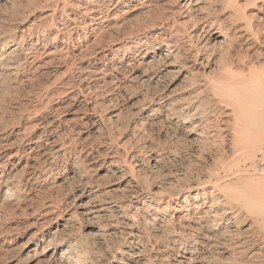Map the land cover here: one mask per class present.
Instances as JSON below:
<instances>
[{
	"label": "bare ground",
	"instance_id": "1",
	"mask_svg": "<svg viewBox=\"0 0 264 264\" xmlns=\"http://www.w3.org/2000/svg\"><path fill=\"white\" fill-rule=\"evenodd\" d=\"M167 1L164 10L158 0H45L38 19L27 24L19 16L17 26L0 31V85H30L35 77L43 78L33 104L48 107L0 135V157L17 136L16 151L0 161V199L21 205L49 183L60 187L74 179L76 188L62 204L48 201L29 212L40 227L28 247L38 248L39 237L51 236L42 252L53 248L48 259L57 264L90 261L75 234L82 222L97 224L86 235L120 236L133 260L147 253L153 264H264V69H248L243 58L238 64L218 58L227 50L218 52L223 47L211 45L212 40L223 36L233 45L242 33L230 37L220 25L222 32L213 30L208 7L217 0ZM221 1L218 11L226 21L247 22L245 35L255 39L264 32V0L254 16L247 15L243 0ZM29 6L27 19L40 7ZM133 21L138 24L129 33L125 28ZM179 79L197 87L191 99L176 98ZM95 87L106 108L131 103L140 124L162 114L185 136L216 143L219 160L213 157L198 179L157 185L146 174L162 164L161 151L127 150L126 143L121 151L114 143L104 150L80 145L85 135L119 117L117 110L108 117L90 112L94 100L87 92ZM246 161L249 167L243 166ZM106 172L114 176L107 185L100 180ZM85 196L91 199L77 205Z\"/></svg>",
	"mask_w": 264,
	"mask_h": 264
},
{
	"label": "rangeland",
	"instance_id": "2",
	"mask_svg": "<svg viewBox=\"0 0 264 264\" xmlns=\"http://www.w3.org/2000/svg\"><path fill=\"white\" fill-rule=\"evenodd\" d=\"M20 1L15 0V2H14V0H12V1L11 0H9V1L2 0L0 2V25H2V26H0V31L1 30L3 31L5 27L9 29L13 26H17L16 25L17 22L22 20V19H19L21 17L24 19L22 21H24V22L27 21L26 23L30 24L33 21H35L36 19H38L39 16L41 15V13L45 10V7H43V5H46V3L44 2L45 0H31V1L30 0H20ZM158 1L160 3L161 8L164 7L163 8L164 10L168 9L169 3L167 0H158ZM164 1L167 3V5H165L166 3ZM219 1L217 0V2L214 3L211 6V8L208 7V9L211 11L210 13H212L213 19L215 20V27L214 28L216 30L215 29H213V30L222 32L221 30H219L220 28L217 29L218 26L220 25L222 28L225 27L223 29L224 31L222 32V34H226V35L231 37L234 34V32H236V33L241 32L242 36H239V38L237 40L235 39V41H233L234 43L232 42L233 45L228 44L227 42H224L223 36L217 40H212V42L210 43L211 45H213L215 42H216V45H218V44H219V46L222 45L223 48H221L220 51H218L220 53L223 52L224 49L228 51L231 48L228 51L229 57H227L228 54L225 53L227 51H224L225 55H224V53H221L220 55L218 53V58L221 55H223L224 60H230V61L232 60L231 62H234L236 64L239 63V59L241 60V58H243L246 61V64L248 65V69H249V65H250V67L252 65L251 68H253V66L255 65V69L256 68L258 69L259 67H260V69H262V68L264 69V32H262L263 30H261V33L259 31V34H258L257 38H255V39H254V36L251 37V35H249V33L245 35V33H244L246 30L245 24L247 22H245L244 18L243 19L239 18L240 20L238 19L239 21H237V19H236L237 17H236L235 19H232V20L229 19L230 21H228V20L226 21L227 18L224 19L223 17H225V16H223V13L219 12L220 11V5L222 4V1L221 0H219ZM243 1H242V5H243V7L245 6V11H246L247 15L254 16V12H257L256 8L259 5V3H261V2H259V0H256V1L255 0H243ZM252 3L254 6L252 5ZM12 4H13V6H12ZM16 4H18L17 5L18 6L17 12H16V10H14L15 7H17ZM28 4L31 5V7H32V5H37L38 7L39 6L40 7L36 11L34 10L33 14L31 15V18L27 19V18H24V16L26 17L27 15H29L27 7H30V6ZM19 7H21V8H19ZM25 7H26V9H25ZM40 8H42V9H40ZM212 8L214 9V12H213ZM19 10H20V12L21 11L22 12L20 13ZM24 11H26V12H24ZM11 12H12V14H11ZM13 13L14 14L17 13V14L13 15ZM19 13L21 15H19ZM12 15H13V17L14 16L16 17L17 21L14 19L15 17L14 18L12 17ZM19 16H21V17H19ZM29 17H30V15H29ZM239 17H243V15L239 16ZM235 21H236V23H235ZM133 22H134V24L130 23L127 25L128 27L126 26L127 28H125L129 33H130V30L131 31L136 30L135 28H136V25L138 23H137V21H133ZM221 22L223 23V25ZM254 23L257 24V21H254ZM192 24L193 23L190 21L189 25L191 26ZM10 25H11V27H10ZM227 27L228 28L230 27L229 30L230 29L231 30L229 31ZM6 28H5V31L7 30ZM130 28H132L133 30ZM126 30H125V33H128ZM227 30L230 33L227 32ZM0 33H2V32H0ZM18 39H19V35H18V38H16V41ZM196 39L197 38H195V40ZM202 39H203V37H202ZM202 39L200 38L199 40L201 41ZM257 39H259V40L256 41ZM14 43H15V41H12L8 45L7 50L9 48H11ZM260 43H262V44H260ZM222 59H220V60L222 61ZM252 62H253V64H252ZM34 79L35 80L32 81L34 84L33 83L30 84V85L33 84L32 86H30V85H19L18 86V84L16 85L15 83H13L15 86L12 83H11L12 85L9 83L3 84L4 86L2 84L0 85V135L4 134L6 132H10L12 128H16V126H18V125L24 124L25 119H27V117L35 115V114L36 115L42 114L45 112V109L48 108L47 106H43V105H40L36 108L35 105L33 104L36 102L35 101L36 99L34 98L35 97L34 94L36 92H38V90L41 87H44V85H43L44 79L43 78H38V77L36 78L35 77ZM184 81L185 80L179 79L176 83L177 87L178 86L179 87H178L175 95H176V98L180 99L181 101L184 98H186L184 100H189V98L191 99L195 95L194 93H196L195 91L197 89V87H194V84L191 82V80H190V82H191L192 86H191L189 80L187 81V79H186V81H187V82L185 81L186 83ZM136 90H139L142 92L144 91V89L140 90V88H138V89L136 88ZM88 92H90V93H88ZM88 92H87V94L89 95L88 97L90 98V100L91 101L94 100L93 101L94 106H92L93 109H91L90 112L96 113L98 115H102L104 117H106L105 115H107V117H108L110 111L117 110V112H119V117H118L117 121L113 120L114 123L110 122L106 125L104 123L101 124L102 128L100 127V129H99L100 132L98 130H94V131L92 130L89 133V135H85V136H87L86 140L88 139V137H89V139L86 141L85 138L83 137L84 140L83 141L81 140L80 143H82V144H80V145L91 144L98 149H103V148L105 149L107 146L114 143L113 145L116 147L119 145L120 151L122 150V147L124 148L126 146V144H127V146H126L127 150H130V149L132 150V148L133 149L135 148V151H137V150L139 151V150H142L144 147L143 150L146 152H151V151L159 152V151H161V153H163V155H164V159H163L164 162L162 161L161 162L162 164L159 167H162L163 170L161 171L162 168L158 167L159 170L157 168L155 170V172H152V173L147 172L146 176L148 174L149 175L146 178L149 181L151 180L150 183L152 182L153 184H157V185L160 183L162 185H165V184L168 185V183H169L168 181H170L172 179V181H170V182H173L175 180L173 182V183H175V182L180 180L177 183L183 184V183L187 182V179L189 180V178L190 179L192 178L191 180L198 179L199 175L200 174L202 175V171L205 172V169H207V167H208L207 165H210V163L212 164L214 162V160H217V158L220 155L221 150H219L220 148L216 143H215V145L214 144L212 145L213 142L210 141V145H209V141H207V143H205V141L200 142L198 137L185 136L183 130H181V129L179 130V129L173 128V127L171 128V126H169L165 121H163V120H165V116H163L162 114L156 116L153 119V121H151V124L150 123H146V125L140 124L139 123L140 117L134 115L131 112L132 111L130 108L131 103L129 104V107H120V104H118V103L114 102L111 105H109L110 102H107L110 107H113V109L110 108L109 106L106 108V107H104V101H103V98L101 96L102 94L100 93L99 89H97L95 87V88L91 89V91L89 90ZM96 92H98V93H96ZM97 100H98V102H97ZM98 103L100 104L99 106H98ZM115 105H117V106H115ZM30 108H31V110H30ZM150 109L148 111H146V113L151 111ZM103 111H104V113H103ZM129 111H130V113H129ZM126 114H128V115H126ZM16 117H17V119H16ZM21 117H23V118H21ZM109 132H110V134H108ZM111 138H113V139H111ZM16 140H17V136L14 135L12 137V139L10 140V142L8 143L9 147L6 146L4 148V151L0 157L1 162H5L6 159L9 157V155L11 153H14V151H16V146L14 145V143L17 142ZM111 141H114V142H111ZM102 142L104 143L103 144L104 146L103 145L101 146ZM122 145H124V146H122ZM213 150H215V151L213 152ZM218 160H219V158H218ZM245 163H247V167H249L248 165H251V162L246 161L244 163L242 162V164H244L243 166H245ZM255 165L258 166L257 167L258 169L259 168L261 169L263 167L262 166L263 164H261L260 162H256ZM14 172H16V171H14ZM185 173H187V174H185ZM189 174H191V175H189ZM107 175H108L107 172L103 173L102 177L100 178V180L102 182H104V184H105V182L108 183L109 181H111V179L113 180V178H114V176L112 178V175L110 173L108 176L111 175L110 176L111 178L108 177ZM141 176H142V173H141ZM143 177H145L144 174H143ZM160 177H162V178H160ZM176 177H178V180ZM104 179H105V181H104ZM106 179H108V180H106ZM153 179H155V180H153ZM75 185H77V184L74 181V179H70L69 181L63 183V185H61L62 187L61 186L60 187L59 186L53 187V185L51 183H49V184L45 185L44 188H42L40 191L35 192L31 196L32 197L30 199L31 201L30 200L23 201L20 203L21 205L17 204V202L16 203L13 202L14 199H4V200L0 199V264H57L58 263V262L52 261L51 259L50 260L48 259V257H50V255L53 251V248H51L48 253L44 254V252H42L43 251L42 248H44V246L50 241L49 239L51 236H48V237L45 236L44 238L39 237L38 248L34 249V248L28 247L27 241L29 240L31 235H34V233L38 232V227H40V225L38 223L36 224V222L35 223L33 222V221H35V218L30 213H32L33 210L36 209L37 207L42 208L48 201H56L57 200L59 203L62 204L63 203L62 201H64L66 195L71 194V192L73 194V189H74V187L76 188ZM105 185H107V184H105ZM50 186H52V187H50ZM71 198H74V196H71L70 200H72ZM53 199H55V200H53ZM90 199H91L90 196L78 198L76 200V204L80 205V206L84 205V203ZM24 210H25V212H24ZM83 223L84 222H82L81 224H83ZM81 224L79 223V225L75 228V230H76L75 234L79 239H81V241H83L82 242L83 244L81 243V247H83L81 251L82 252L85 251L83 253H86V251H89L86 254L90 255L91 258L88 257V255H87V257L89 258V259L87 258V260H90V261H87V264H93V263L94 264H97V263L98 264H153L151 261H149V260L147 261V258H149L147 253H144V256L146 258H142V260H139V261L133 260L129 256V254L125 253V249H124L125 246L123 244V241H120V240H122L120 236L101 235V234L98 235V233H95V235H86L85 233H87L90 228L91 229H97V228H95V227H97V224H95V223L94 224H85L84 223L83 226H81ZM78 228H79V230H78ZM81 231H83L84 234ZM92 232H95V231L93 230ZM119 241H120V243H119ZM107 245L109 246L108 247L109 250H107ZM110 251H112V252H110ZM83 253H81V254H83ZM83 255H85V254H83Z\"/></svg>",
	"mask_w": 264,
	"mask_h": 264
}]
</instances>
